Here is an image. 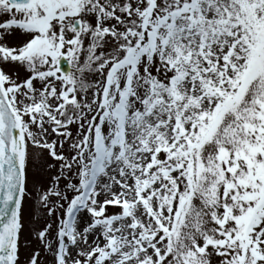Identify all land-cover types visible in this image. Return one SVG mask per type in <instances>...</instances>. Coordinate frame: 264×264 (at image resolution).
<instances>
[{
    "label": "snow or ice",
    "instance_id": "obj_1",
    "mask_svg": "<svg viewBox=\"0 0 264 264\" xmlns=\"http://www.w3.org/2000/svg\"><path fill=\"white\" fill-rule=\"evenodd\" d=\"M0 264H264V0H0Z\"/></svg>",
    "mask_w": 264,
    "mask_h": 264
}]
</instances>
